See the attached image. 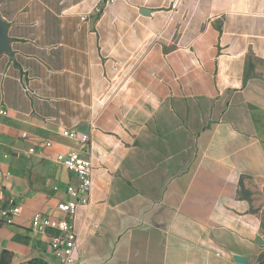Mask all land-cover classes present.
Listing matches in <instances>:
<instances>
[{
    "label": "crops",
    "instance_id": "crops-1",
    "mask_svg": "<svg viewBox=\"0 0 264 264\" xmlns=\"http://www.w3.org/2000/svg\"><path fill=\"white\" fill-rule=\"evenodd\" d=\"M0 18V264L56 263L60 232L31 218L63 217L77 180L53 159L83 136L74 264H264V0H0Z\"/></svg>",
    "mask_w": 264,
    "mask_h": 264
},
{
    "label": "built area",
    "instance_id": "built-area-1",
    "mask_svg": "<svg viewBox=\"0 0 264 264\" xmlns=\"http://www.w3.org/2000/svg\"><path fill=\"white\" fill-rule=\"evenodd\" d=\"M114 0H105V4L113 3ZM23 90L33 94L28 86ZM7 111L0 109V116H6ZM68 138H74V133L70 131L63 132ZM88 139L83 136L81 145L77 150L58 153L53 161L65 169L68 173L73 174L77 180L76 184H70L66 187L67 200L58 206V210L63 214L62 218L53 219L48 215L36 213L31 218V227L37 231L43 232L48 228H55L60 233L50 237V249L53 252L55 264H74V249L78 242L77 231L73 223V217L79 207L88 208L91 202L92 191V163ZM46 146H50L46 142ZM13 201H9L7 208L0 211V221L2 224L11 225V208Z\"/></svg>",
    "mask_w": 264,
    "mask_h": 264
},
{
    "label": "water",
    "instance_id": "water-1",
    "mask_svg": "<svg viewBox=\"0 0 264 264\" xmlns=\"http://www.w3.org/2000/svg\"><path fill=\"white\" fill-rule=\"evenodd\" d=\"M7 29H8L7 24L4 21H2L0 18V51H4V52L9 51V43L11 41V39L8 36ZM84 132L87 133L88 130L86 129ZM233 260L241 264H246L247 262V259L245 257H239V256H234Z\"/></svg>",
    "mask_w": 264,
    "mask_h": 264
},
{
    "label": "trees",
    "instance_id": "trees-1",
    "mask_svg": "<svg viewBox=\"0 0 264 264\" xmlns=\"http://www.w3.org/2000/svg\"><path fill=\"white\" fill-rule=\"evenodd\" d=\"M0 224H2V222L0 221Z\"/></svg>",
    "mask_w": 264,
    "mask_h": 264
}]
</instances>
